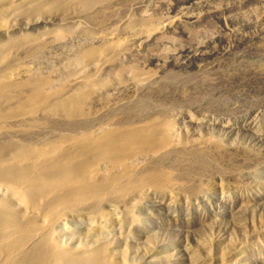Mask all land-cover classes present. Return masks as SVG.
I'll return each instance as SVG.
<instances>
[{
    "label": "bare ground",
    "instance_id": "bare-ground-1",
    "mask_svg": "<svg viewBox=\"0 0 264 264\" xmlns=\"http://www.w3.org/2000/svg\"><path fill=\"white\" fill-rule=\"evenodd\" d=\"M117 1L0 0V264H137L132 260L136 256L146 264H154L155 258L171 264L167 246L150 245L147 251L134 252L132 257L126 245L133 233L150 232L136 218V209L151 205L157 208L162 203L157 194L169 197L175 186L168 172H140L138 168L143 157L156 161L180 148L186 150L174 132L175 124L166 118L144 121L145 117L139 124L130 123L138 120V112L137 119H128L129 124L121 123L125 119L119 123L112 118L105 125L94 123L95 129L83 128L93 119L94 100L96 104L104 98L109 103L111 90H136L152 79V75L124 63L110 74L113 80L108 74L110 78H104L96 69L120 53L126 43L157 36L160 24L143 13L128 17L124 24L122 21V34L92 33L71 17L63 20L70 36H64L65 31L55 26L35 36L30 32L2 41L14 29L15 24L10 26L13 16L15 23H23L25 16H31L38 25L48 21L52 12L77 8L93 19L98 13L106 16ZM31 60L45 63V71L41 66L30 70L27 61ZM55 61L63 62L56 66ZM90 69L96 72L87 78L85 72ZM59 112L65 129L78 122L83 129L72 133L62 131V127V132L53 135L57 127L49 128L40 121L47 117L58 120ZM210 122L188 119L196 126L208 127ZM16 124L20 127L15 128ZM215 125L224 127L222 123ZM29 132L42 134L29 141L14 138L29 137ZM206 193L198 191L195 198L205 201ZM110 203L121 205L122 212ZM68 217L86 220L83 234L80 231L83 243L75 239L70 244L62 241L59 230L64 231ZM112 229L125 233L118 232L116 239ZM116 240L124 247L116 246ZM192 255L188 254L190 263L196 264Z\"/></svg>",
    "mask_w": 264,
    "mask_h": 264
},
{
    "label": "rangeland",
    "instance_id": "rangeland-1",
    "mask_svg": "<svg viewBox=\"0 0 264 264\" xmlns=\"http://www.w3.org/2000/svg\"><path fill=\"white\" fill-rule=\"evenodd\" d=\"M109 9L106 16L98 13L93 19L77 8L55 11L48 15V21L38 25L31 16H25L23 23H15V16L11 18L14 29L2 41L30 32L35 36L55 26L65 31L64 21L71 17L92 33L122 34L124 21L143 13L161 26L157 36L126 43L120 53L96 69L104 78H110L119 64L138 67L152 75L143 88L111 90L109 103L104 98L96 104L94 100L89 127L88 123L83 127L78 122L65 129L60 112L58 120L47 117L40 122L57 127L53 135L62 127V131L70 132L95 129L112 118L119 123L125 119L121 123L129 124L128 119H137L138 112V120L130 123L155 118L174 123V132L186 150L180 148L156 161L143 157L138 163L140 172H168L175 186L169 197L157 194L162 201L157 208L151 205L136 209V218L153 234L133 233L126 245L131 256L147 251L150 245H163L169 248L171 264H191L188 254H193L196 264H264V0H119ZM62 34L70 36L66 31ZM62 62L55 61L56 66ZM38 63L41 61H27V66L30 70L41 66L45 71V63ZM96 70L85 72L86 77L92 78ZM111 107V111L107 109ZM189 118L212 122L208 127L196 126L188 123ZM36 133L29 132L28 138L12 137L34 140L41 137ZM198 191L207 192L205 201L195 198ZM110 204L122 212L121 205ZM72 218L65 221L67 235L61 229L60 237L65 244L74 239L83 243L86 220ZM118 232L115 229L111 234L117 239L125 233ZM114 243L122 245L117 240ZM135 258L132 260L137 264L144 262ZM154 262L163 264L159 258Z\"/></svg>",
    "mask_w": 264,
    "mask_h": 264
}]
</instances>
